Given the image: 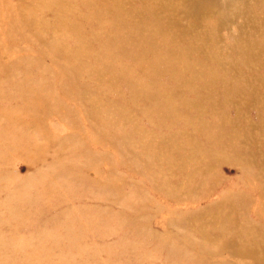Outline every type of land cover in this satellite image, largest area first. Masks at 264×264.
<instances>
[{
	"label": "rangeland",
	"instance_id": "rangeland-1",
	"mask_svg": "<svg viewBox=\"0 0 264 264\" xmlns=\"http://www.w3.org/2000/svg\"><path fill=\"white\" fill-rule=\"evenodd\" d=\"M215 1L0 0V264H264V0Z\"/></svg>",
	"mask_w": 264,
	"mask_h": 264
},
{
	"label": "bare ground",
	"instance_id": "bare-ground-1",
	"mask_svg": "<svg viewBox=\"0 0 264 264\" xmlns=\"http://www.w3.org/2000/svg\"><path fill=\"white\" fill-rule=\"evenodd\" d=\"M227 1V0H226ZM211 2H213V7H216V8H218V3L215 1V0H211ZM220 3V2H219ZM221 4H222V2H221ZM223 8V7H222ZM46 9H48V8H46ZM113 9H114V15H115V17L117 18V19H120V15L119 16H117V12H118V10H117V7L114 5V7H113ZM225 27V26H224Z\"/></svg>",
	"mask_w": 264,
	"mask_h": 264
}]
</instances>
